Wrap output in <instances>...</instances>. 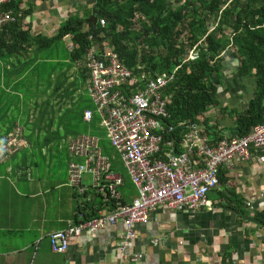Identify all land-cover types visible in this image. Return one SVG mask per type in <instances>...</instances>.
<instances>
[{"label": "crops", "instance_id": "1", "mask_svg": "<svg viewBox=\"0 0 264 264\" xmlns=\"http://www.w3.org/2000/svg\"><path fill=\"white\" fill-rule=\"evenodd\" d=\"M14 1L19 28L29 30L31 40L0 57V141L19 132L25 141L0 162V264H119L120 224L73 238L64 254L52 253L49 243L50 233L77 217L69 143L80 135L99 143L92 133L104 130L88 96L84 61L71 57L70 37L55 39L67 19L85 16L94 0ZM223 65L219 106L210 109L211 118L199 119L211 141L234 136L257 86L238 65ZM86 110L93 111L90 123L83 121ZM232 165L220 167V184L207 193L205 206L152 212L136 227L126 264H264V231L253 217L264 208V166L251 159ZM119 191L124 201L137 195L126 175ZM97 196L93 209L106 212L104 196L92 199ZM134 254L141 258L132 260Z\"/></svg>", "mask_w": 264, "mask_h": 264}, {"label": "built area", "instance_id": "2", "mask_svg": "<svg viewBox=\"0 0 264 264\" xmlns=\"http://www.w3.org/2000/svg\"><path fill=\"white\" fill-rule=\"evenodd\" d=\"M11 0H0V33L17 21L12 9L1 6ZM104 26L105 20H100ZM191 55L189 59H193ZM84 68L87 92L137 195L124 201L119 191L125 176L114 166L111 156L102 153L96 137L76 136L69 143L74 158L68 163V181L82 200L100 193L107 202L114 200L107 211L96 210V216L84 219L77 211V222L50 233L51 252L64 254L73 238L83 233L95 237L107 226L120 224L122 235L117 248L120 262L136 240V227L147 223L156 209L193 212L207 204V193L218 186L220 165L237 160H255L264 166V124L256 126L244 137L221 138L208 142L207 136L195 125L167 126L168 97L164 89L173 80L169 74L148 78L144 71L136 74L127 68L109 45L93 42L86 49ZM148 78V79H147ZM93 111L86 110L83 121L90 123ZM180 141L175 142L176 131ZM25 143L20 132L7 136L0 143V162L16 153ZM90 181L84 182V176ZM85 194V195H84ZM91 202V201H90ZM141 255L134 254L137 261Z\"/></svg>", "mask_w": 264, "mask_h": 264}, {"label": "trees", "instance_id": "3", "mask_svg": "<svg viewBox=\"0 0 264 264\" xmlns=\"http://www.w3.org/2000/svg\"><path fill=\"white\" fill-rule=\"evenodd\" d=\"M1 8L12 9L17 21L0 33V57L17 54L31 40L30 31L19 28L21 17L15 1ZM63 37L71 38L74 48L70 54L75 61L83 59L92 42L109 43L134 73H140L139 67L148 78L172 75L164 89L168 97L166 125L172 127H199V118L218 108L223 54L229 51L239 59L242 75L256 78L257 85L255 98L238 119L234 137H244L264 124V0H94L85 16L71 17L60 27L55 39ZM189 51L196 53L194 60H188ZM180 131L183 129L174 136L177 143ZM217 141L208 140L209 144ZM98 198L91 195V202L81 199L82 206L78 203L76 211L84 219L96 216L93 201ZM253 217L264 231V208ZM74 220L77 222L76 214Z\"/></svg>", "mask_w": 264, "mask_h": 264}, {"label": "rangeland", "instance_id": "4", "mask_svg": "<svg viewBox=\"0 0 264 264\" xmlns=\"http://www.w3.org/2000/svg\"><path fill=\"white\" fill-rule=\"evenodd\" d=\"M11 2V1H10ZM7 4V3H6ZM2 7V6H1ZM102 20H105V19H102ZM100 22V21H99ZM105 26V25H104ZM91 39V37L89 38V40ZM104 45H109L110 46V44L108 43V44H104ZM112 47V46H111ZM74 48V47H73ZM113 48V47H112ZM71 49H72V47H71ZM114 49V48H113ZM194 56V58L193 59H189V56ZM187 57H188V60H194L195 58H196V53H190V51L188 52V54H187ZM223 57H224V61H223V63L224 64H230L231 66H237V65H239V63H237V60L239 61V59L238 58H236V56L234 55V54H232L231 52H229V51H227V52H225L224 54H223ZM234 58H235V60H234ZM83 60V59H82ZM84 61V60H83ZM138 69L140 70V72L141 71H143V70H141L139 67H138ZM133 73H134V71L133 70H131ZM232 74V72L230 71V72H228V74ZM137 74V73H136ZM162 74H168V73H162ZM222 77H221V79H220V82L218 83V89H217V95H218V93H219V89H221L220 87V85H221V82H222V80L226 77V73L224 72L223 73V71H222ZM87 89V88H86ZM89 96V95H88ZM90 97V96H89ZM211 112L212 111H210V110H208V111H206L205 112V114L204 115H202V118H206V119H209V118H211ZM200 119V118H199ZM92 134H94V135H96L97 137H99V146L101 147V149H102V151H104V153H106V154H108L109 156H111L112 157V160H113V163H114V166H115V168L117 169V170H119V171H121L122 172V174L125 176H127L128 177V175H127V173H126V170H125V168L123 167V165H122V162L120 161V158H119V153L117 152V150L115 149V147L113 146V144H112V141H111V139L107 136V132L105 131V130H101V129H98V130H96V131H94ZM238 161V160H237ZM55 164H56V162H55ZM223 165H225V166H233V165H226V164H222V165H220V167L221 166H223ZM262 165V164H261ZM263 166V165H262ZM220 167H219V169H218V179H219V184H220V176H219V171H220ZM53 168H56V165H54L53 166ZM86 179V181L87 180H90V175H86V177L84 176V180ZM218 184V185H219ZM217 187V186H216Z\"/></svg>", "mask_w": 264, "mask_h": 264}, {"label": "clouds", "instance_id": "5", "mask_svg": "<svg viewBox=\"0 0 264 264\" xmlns=\"http://www.w3.org/2000/svg\"><path fill=\"white\" fill-rule=\"evenodd\" d=\"M207 136V135H206ZM208 138V137H207ZM223 138H225V137H223ZM227 139H231V138H234V136L233 137H231V138H228V137H226ZM209 140V139H208ZM213 143V142H212ZM215 143V142H214Z\"/></svg>", "mask_w": 264, "mask_h": 264}, {"label": "water", "instance_id": "6", "mask_svg": "<svg viewBox=\"0 0 264 264\" xmlns=\"http://www.w3.org/2000/svg\"><path fill=\"white\" fill-rule=\"evenodd\" d=\"M237 63H239V61L237 60Z\"/></svg>", "mask_w": 264, "mask_h": 264}]
</instances>
